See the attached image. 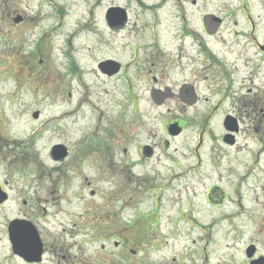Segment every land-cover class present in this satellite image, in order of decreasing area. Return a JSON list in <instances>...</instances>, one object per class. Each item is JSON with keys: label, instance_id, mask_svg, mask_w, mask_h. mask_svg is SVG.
Instances as JSON below:
<instances>
[{"label": "flooded vegetation", "instance_id": "1", "mask_svg": "<svg viewBox=\"0 0 264 264\" xmlns=\"http://www.w3.org/2000/svg\"><path fill=\"white\" fill-rule=\"evenodd\" d=\"M130 3L136 11L127 6ZM105 4L106 0H78L71 6L60 0H36L34 12L37 14L20 15L17 22L26 20L36 27L35 21L41 20L46 12L44 9L57 18L56 26L40 30L37 38L41 43L48 34L57 40L50 39L53 45H42L41 49L36 41L32 50L37 49L43 54L46 46L54 48L64 61L66 72L62 76L73 82V88L79 95L81 93V97L89 94L88 79L100 78L117 91L119 97L115 99H111L108 89L105 92L109 102L121 105L125 117L126 100H132L135 111L139 108L138 97L155 100L164 94L174 101L170 117H162L161 121L154 122L159 121V125L147 127L152 141L138 143L133 157L126 149L125 181L128 188H135L126 192L135 194L126 198V203L130 210L136 208L137 211L129 214L130 218L126 217V230L115 234L107 232L110 224L99 223L98 215L95 219L87 218V222L105 227L101 233L95 231L92 241L100 243L97 251L86 257L81 237L93 233H84L81 229L70 235L62 225L57 230L48 223V212L60 215L64 209L57 205L58 202L53 205L48 199H35L34 189L29 193L24 188L10 185L11 164L5 156H0V264H114L110 260L116 255L115 251L121 257L126 255V264H148L147 259L152 256H155L154 264H264V229L257 227L258 222L250 218L238 223L226 221L235 216L232 214L239 218L243 209L259 203L254 187L264 192V181L259 184L252 175L254 162L264 160V0H126V7L112 6V2L99 16L98 10ZM75 13L79 15L75 16ZM67 21H71L69 28ZM103 28L110 34L109 40L118 38L113 48L116 57L92 56V48L103 52L102 47L109 45L76 46L80 36L99 38ZM90 37L84 38L85 44ZM122 39L125 40L123 45ZM30 58L34 60L30 71L35 73L34 67L41 69L44 61L40 57L38 60ZM202 83L209 96L220 98L214 99L212 105L206 102L207 111L203 122L199 123L197 114L192 112L190 117L189 112L187 115L183 111L187 112V108L202 97ZM67 94L70 96L69 90ZM226 101L232 105V111ZM217 111L219 113L215 115ZM218 115L219 121L213 122ZM30 117L34 121L32 113ZM244 118L249 122L243 121ZM209 120L218 126L216 132L208 133L207 138L213 146L218 142L234 147L243 131L248 132L243 139L249 143L237 145L239 152L243 148L257 149L256 155L251 154L252 151L247 153L251 162L246 161L242 171H230L236 177L234 182L226 179L224 183L218 175L214 184L205 185V176L198 171L202 157L195 148L203 146L205 141L201 142L200 134L207 130ZM192 125H199L201 131L194 148L188 146L192 154L187 156L172 146ZM137 128L132 127L129 131L126 128L127 142L135 140L137 136L132 138L133 134H143ZM261 131L263 136L259 135ZM48 153L55 162L63 163L67 157L66 154L54 160ZM158 156L172 163H178L180 159L192 162L189 168L181 165L172 170V175L162 177V172L149 166ZM188 172L193 173L195 182L203 186L198 199L192 195L194 191L190 185L194 180L192 175L188 182ZM228 183L234 184L232 189L226 188ZM173 186L176 187V200H182V194L185 200L177 202L174 212L171 206L175 201L171 206H164L162 202V188L171 191ZM139 190L143 197L136 195ZM91 194L94 195V191ZM136 197L140 198L135 200ZM144 202H151L149 210L140 211L135 207ZM223 208L233 209L236 213L226 214ZM253 210L251 208V212ZM102 213L107 215L106 210ZM78 220L75 216L72 226ZM133 230L137 232L139 243H149L151 250L123 249L125 243L131 241L123 233ZM180 240L185 242L184 250H174ZM169 242H173L174 247L162 249ZM98 248L104 256L99 255ZM139 255L140 261H134Z\"/></svg>", "mask_w": 264, "mask_h": 264}, {"label": "rangeland", "instance_id": "2", "mask_svg": "<svg viewBox=\"0 0 264 264\" xmlns=\"http://www.w3.org/2000/svg\"><path fill=\"white\" fill-rule=\"evenodd\" d=\"M77 1L60 0V2H66L70 6ZM35 2L36 0H0V156H5V159L9 160L11 164V170L8 172L10 185L13 187L18 186L19 189L24 188L29 193L34 189L35 199L40 198L41 201L48 199L49 204L52 203L53 205L58 202L57 205L64 209L60 215H57L58 213L54 214V212L49 214L48 212L46 218L48 223H52L57 230L62 225L67 231L66 234L70 233V235L72 231L79 232L81 229L84 233H87V231L93 233L92 236L81 237L83 254L88 257L93 254L94 250L97 251V246L100 243L92 241L95 231L98 230V233H101L100 230H103L105 226L102 227L100 224H95V222L89 223L87 218L95 219V216L98 215L99 223L110 224L107 227V232L115 234L119 230H126V217L130 218L129 214H132V212L135 214L137 211L136 208L133 211L130 210L129 204L126 203V198L135 195L126 193L135 189L133 187L128 188L125 181L126 149L130 151L133 157L138 143L151 142L147 127L159 125V121L157 124L154 122L162 117H170V112L174 109L172 107L174 101L164 94H161V97L155 100L138 97L136 101L139 108L135 111L132 100H126L125 117L121 105L109 102L105 92L108 89L111 99H115L119 97L117 91H113L108 82L100 78H89L88 81L91 85L89 94L87 97H81V93L79 95L73 88V82H70L68 77L62 76L66 72L63 68L64 61L60 59L54 48L46 46V52L43 54H40L37 49L32 50V45L36 41L40 49L42 45H53L50 39L53 40L54 36L51 38L46 34L41 43L37 38L40 30L45 31L49 27H55L57 18L53 17L49 10L44 9L46 12H43L41 20L35 21V24L38 25L36 27L29 25L26 20L17 22L15 19L17 15L30 17L33 13H36L34 12L36 11ZM112 2V6L126 7V0H106L104 7L98 10L99 16ZM130 4H127V6H131L134 10L133 3ZM72 11L71 9L70 12ZM78 15V13H75V16ZM37 21L39 24L36 23ZM67 26V28L71 26V21H67ZM100 28L102 29L101 24ZM58 34H60L59 31ZM85 37L80 36L76 41L77 47L94 46V43H97L98 46L109 45L106 48L102 47L103 52L92 48L93 57L100 58L115 55L116 52L114 53L113 48L116 47L118 38L113 37L112 40H109L110 34L107 33V30L104 29L103 33L100 32L99 38L94 36L88 38L87 44H85ZM145 41H148V39L146 38ZM124 42V39L120 40L122 45ZM30 56L35 60L40 57L44 61L41 69L34 67L35 73L32 70L30 71V64L34 61L31 60ZM78 58L80 59V56ZM27 60L28 63H26ZM166 84L169 85L168 82ZM202 84L203 87L200 86V96L202 97H199L190 109L187 108V112L183 111L187 115L189 112L190 117H192V112L193 115L197 114L200 119H196V121L199 123L204 120L206 108L208 107L206 102L212 105L214 99L220 98L217 95H214V97L209 96L204 88V83ZM68 90L70 96L67 94ZM141 91L138 90L139 93H142ZM205 98H207V101ZM226 103L228 109L231 110L232 105L228 104L229 101H226ZM33 111L40 112L41 115L38 120L33 121L31 119L30 114ZM100 112L104 115L99 116L98 113ZM134 112H137L136 115ZM218 113L217 111L215 115ZM50 119H53L51 124ZM219 119L220 115H218L217 120L212 121L217 123ZM212 121L209 120L207 130L202 131L200 134L201 142L205 141L203 146L200 148L198 145L195 148L199 150L202 157V163L200 162L201 165H198V171L205 176V185L208 183L214 184L218 179V175L224 183H226V179L229 182H234L236 177L230 171L234 173L242 171L245 168L246 161L251 162L248 157L249 152L252 151L251 154L255 153L256 155L257 149L247 150L243 148L244 151L239 152L237 145L241 147L243 143H249V141L243 139L248 132L243 131L241 133L242 137H238L237 145L234 147L218 142L213 146L207 137L209 132H216L218 126L211 124ZM243 121L249 122L247 118H244ZM137 126L139 127L137 128L138 132L143 134L138 133L140 136L133 134L132 138L137 136L135 140L130 138L131 143L127 142L126 128L129 131L130 128H136ZM200 129L199 125H192V127L186 129L185 132L187 133L183 138L176 139L177 142L172 147L176 146L179 148V153L191 156L192 152H190L188 146L194 148ZM259 135L263 136L262 131ZM57 143L65 146L68 151L63 163L55 162L48 156L50 148ZM248 146L251 147L250 144ZM61 150H56L55 153L60 154L62 153ZM191 162L192 160L189 159H180V162L172 163L158 156L154 157L149 166L156 167L162 172L163 177L172 175V170H176L181 165H184L186 169L189 168ZM252 170L253 177L261 184L264 181V160H256ZM192 175L193 173L190 172L186 174L188 182ZM31 180L32 183H30ZM193 180L191 185L189 183L194 191L192 195L200 198L199 195L200 191L203 190V186L195 182L197 179L194 175ZM228 186L226 188L231 187L232 189L234 184L228 183ZM162 189L164 206H171V202L175 201V204L171 206V211L174 212L177 202L185 201L184 195H181L182 200H176L175 186L171 191L169 188L166 191L164 188ZM90 190L94 191V195L91 194L92 191L89 193ZM253 190L257 191L255 195H260L261 191L259 190L261 189L254 187ZM136 195L143 197L141 190ZM251 196L253 195L250 194ZM139 198L136 197L135 200ZM258 198L259 203L251 207L255 210L251 212V208L243 209V213L241 212L239 218L235 217L236 214H232L235 216L229 217L226 221L238 223L250 218V220L258 222L257 227L259 229H264V196ZM150 203H138L135 207L137 206L140 211H147ZM182 206L185 208V203ZM104 210L107 211L106 216L102 213ZM223 211L226 214L236 213L229 208H223ZM75 216L79 217V220L75 222V226H72V220ZM259 232L258 235L262 236ZM123 234L126 239L131 240L125 243L123 249L129 248L141 251L152 249L149 248V243L145 245L142 244V241L139 243L140 239L135 230L125 231ZM255 238H258V236H255ZM160 243L161 246L164 244L162 241ZM184 244V241H178L174 250H184ZM173 245V242H169L162 249L168 250ZM153 248H155L154 245ZM118 251L122 254L120 249ZM115 253L116 255L112 256L111 260L109 258V260L114 261V264H126V255H122V258L117 255V251ZM99 255L104 256L105 254L99 250ZM134 261H140V255ZM147 263L154 264L155 256L149 257Z\"/></svg>", "mask_w": 264, "mask_h": 264}, {"label": "bare ground", "instance_id": "3", "mask_svg": "<svg viewBox=\"0 0 264 264\" xmlns=\"http://www.w3.org/2000/svg\"><path fill=\"white\" fill-rule=\"evenodd\" d=\"M259 196H260V197H261V196H264V192H261Z\"/></svg>", "mask_w": 264, "mask_h": 264}]
</instances>
